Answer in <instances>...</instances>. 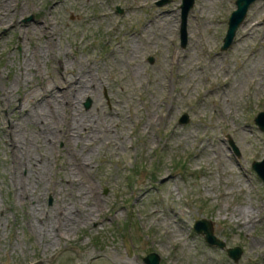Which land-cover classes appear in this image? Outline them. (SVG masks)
Listing matches in <instances>:
<instances>
[{"label":"rangeland","instance_id":"374dc122","mask_svg":"<svg viewBox=\"0 0 264 264\" xmlns=\"http://www.w3.org/2000/svg\"><path fill=\"white\" fill-rule=\"evenodd\" d=\"M158 1L0 0V263L146 264L156 252L160 264H264V182L252 167L264 157L255 122L264 110V0L227 50L236 0H195L185 47L183 0ZM62 76L76 87L19 108ZM64 93L110 129L79 151L91 175L72 172L63 140L47 148L31 111ZM70 115L62 110L63 121ZM69 172L77 182L65 180ZM94 186L98 219L75 218L59 239L44 238L55 208L73 216L75 193ZM202 218L225 247L194 229ZM234 246L243 249L237 262Z\"/></svg>","mask_w":264,"mask_h":264},{"label":"bare ground","instance_id":"6f19581e","mask_svg":"<svg viewBox=\"0 0 264 264\" xmlns=\"http://www.w3.org/2000/svg\"><path fill=\"white\" fill-rule=\"evenodd\" d=\"M5 8H0V17L1 15L6 14ZM53 32H49L48 38L50 40L53 39ZM61 66V62H59ZM34 65V64H33ZM28 66V64H27ZM29 67V66H28ZM19 78H22L20 76ZM76 87L75 82L65 76H62V81H57L54 84V89L50 87L42 88L39 94L35 91L30 92L28 96V100L26 101L27 106L21 105L19 108L26 110L28 104L35 103L38 101L39 95L47 94V93H55L54 90L59 92H65V90ZM70 98L65 96V93L58 98H52V102L54 105L50 108H46V105H42L43 107L40 109L38 106L33 108V112L35 113L36 122L41 123L45 131V139L44 143L47 145V148L54 150L55 141L63 140L65 142L64 148L67 150V153L71 157V165H73V170L76 175L79 174H87L91 175V161L89 157L83 156L79 154V151H86V149L90 148L89 144L95 140H98L103 134L110 132L108 127L102 128L100 126V121L96 119L94 116H90V114H85L81 112L80 107L77 104L71 103ZM11 101V100H8ZM39 108V109H38ZM67 109L71 111L70 120L63 121L62 110ZM54 128L50 131V128ZM61 129L60 132L59 129ZM19 158V157H17ZM17 160V159H16ZM45 162H49L46 158ZM20 166L22 163L19 164ZM82 177V176H81ZM65 180L70 181H78V177L75 178L69 174H66ZM33 192L27 183L21 182V189L19 191V196L25 203H30L33 200ZM74 197L77 199V202L74 203V215L72 216V209L65 207L62 204L58 205L55 208V223L51 226H44L41 228L42 236L48 240L54 238H60L62 235V228H67L70 224V221L77 218V220H82L85 223H90L95 221L97 215L101 213L103 210L102 207V198L99 196L98 189L94 187H90L89 189H80L77 193H75ZM58 202V201H57ZM89 202V204H88ZM84 203V204H83ZM76 211V212H75ZM242 215V213H240ZM245 214V213H244ZM249 217H251V212Z\"/></svg>","mask_w":264,"mask_h":264},{"label":"water","instance_id":"95a60500","mask_svg":"<svg viewBox=\"0 0 264 264\" xmlns=\"http://www.w3.org/2000/svg\"><path fill=\"white\" fill-rule=\"evenodd\" d=\"M168 0L158 1L159 5L165 4ZM257 0H236V9L232 11L229 21L226 35L223 39V44L221 46L222 50L229 49L237 35V31L242 23L245 21L250 6ZM195 0H183L181 4L182 14H181V45L185 47L188 43V16L190 10L193 8ZM119 11L123 10L119 8ZM33 17L28 18L27 20L32 19ZM153 61V58H151ZM92 105V99L88 98L85 102V106L90 108ZM181 123H187L189 121V115L184 113L179 120ZM255 122L259 128L264 131V110L260 111L255 116ZM231 145L233 146L235 152L240 155V150L237 145L231 140ZM252 167L258 174V176L264 182V157L261 160H254L252 162ZM194 229L201 234H204L206 241L211 245H219L225 247L226 244L223 240L219 239L214 233V226L211 220L202 218L197 220L194 225ZM228 255L234 260L239 261L243 254V249L240 246H234L227 248ZM146 264H160V255L156 252H150L144 258ZM2 264V263H0ZM33 264H45L43 261L35 262Z\"/></svg>","mask_w":264,"mask_h":264}]
</instances>
